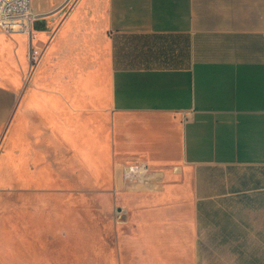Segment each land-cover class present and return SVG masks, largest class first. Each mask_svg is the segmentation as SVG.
Returning a JSON list of instances; mask_svg holds the SVG:
<instances>
[{
    "label": "crops",
    "instance_id": "crops-1",
    "mask_svg": "<svg viewBox=\"0 0 264 264\" xmlns=\"http://www.w3.org/2000/svg\"><path fill=\"white\" fill-rule=\"evenodd\" d=\"M32 8V71L0 29V135L29 72V147L109 181L119 264H264V0ZM134 161L152 180L125 188Z\"/></svg>",
    "mask_w": 264,
    "mask_h": 264
},
{
    "label": "rangeland",
    "instance_id": "rangeland-1",
    "mask_svg": "<svg viewBox=\"0 0 264 264\" xmlns=\"http://www.w3.org/2000/svg\"><path fill=\"white\" fill-rule=\"evenodd\" d=\"M20 97L24 111L0 135V264H119L122 215L109 181L29 147V72Z\"/></svg>",
    "mask_w": 264,
    "mask_h": 264
},
{
    "label": "built area",
    "instance_id": "built-area-1",
    "mask_svg": "<svg viewBox=\"0 0 264 264\" xmlns=\"http://www.w3.org/2000/svg\"><path fill=\"white\" fill-rule=\"evenodd\" d=\"M39 14L32 8V0H0V29L5 33L24 34L29 39L28 58L30 69L38 64L41 51L34 45V28ZM153 170L143 161L126 163L123 167L124 187L148 184L152 180Z\"/></svg>",
    "mask_w": 264,
    "mask_h": 264
}]
</instances>
